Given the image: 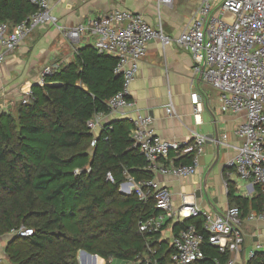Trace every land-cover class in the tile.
Masks as SVG:
<instances>
[{
	"label": "trees",
	"instance_id": "obj_1",
	"mask_svg": "<svg viewBox=\"0 0 264 264\" xmlns=\"http://www.w3.org/2000/svg\"><path fill=\"white\" fill-rule=\"evenodd\" d=\"M36 12L30 0H0V21L11 29ZM116 65L115 57L91 45L81 48L72 62L46 76L43 86H32L31 100L20 104L16 116L0 114V236L22 226L34 231L27 238L13 236L6 251L12 264H79L80 251H85L82 264H102L99 257L126 262L144 254L147 244L160 255L171 253L168 242H158L159 234L139 229L140 221L158 214L154 201L120 192L129 177H155L134 147L133 123L112 120L91 149L95 136L88 121L106 112L123 88ZM170 159L192 163L191 156L171 153ZM226 180L229 205L243 218L261 209L260 187L246 197L235 181ZM189 225L201 228L202 218L174 224L173 233ZM205 254L198 264H225L231 258L209 244ZM247 264H264V253Z\"/></svg>",
	"mask_w": 264,
	"mask_h": 264
},
{
	"label": "built area",
	"instance_id": "obj_2",
	"mask_svg": "<svg viewBox=\"0 0 264 264\" xmlns=\"http://www.w3.org/2000/svg\"><path fill=\"white\" fill-rule=\"evenodd\" d=\"M30 1L37 12L14 29L0 21V66L35 30L58 24L57 18L51 13V0ZM175 6L176 0H157L158 21L155 25L141 13L117 8L85 24L69 29L63 26L61 29L73 42H80L83 36H88L91 45L99 53L117 59L115 73L123 77V88L108 101L107 111L94 115L88 121V128L95 136L91 149L97 144L98 133L111 126L113 117H131L134 147L148 160L147 169L155 176L142 181L129 177L121 185L120 192L126 196L135 194L143 203L154 201L158 214L140 221V232L159 234L158 242H168L172 251L169 255H160L157 247L147 244L144 254L134 260L123 261V264H198L205 259L207 244L220 253L231 254L225 264H237L246 241L245 220L264 222V200L261 209L252 211L246 218H243L238 207L213 213L203 211L196 203L185 199L181 205H176L172 192L156 176L181 179L197 174L200 158L206 152L209 139L197 132L193 133L190 142L163 139L153 127V118L137 110L136 103L130 98V90L152 41L160 40L163 49L175 44L189 51L194 62V74L200 75L202 81L218 93L221 112L245 115V121L236 129L241 145L237 147V156L229 162L228 167L245 182L243 194L246 197H253L257 187L261 188L264 195V0H199L189 22L180 35L173 38L165 32L162 14L164 8L174 10ZM57 68L56 65L46 67L38 84L43 86L45 77ZM31 98L32 90H29L24 95L23 103H29ZM191 102L195 122L200 125L204 103L198 93L191 95ZM133 111L138 113L132 116ZM166 111L171 117L176 115L172 103ZM226 138L225 135L221 144L230 147ZM171 153L182 157L191 156L192 163L175 164L170 159ZM109 180L114 182L111 175ZM198 217L202 218L201 228L189 225L173 233L174 224H183ZM9 234L27 238L34 231L22 226ZM259 253H264V244L257 243L243 264ZM99 258L103 264H114L115 261L112 258L109 261ZM80 262L82 264L81 258Z\"/></svg>",
	"mask_w": 264,
	"mask_h": 264
},
{
	"label": "crops",
	"instance_id": "obj_3",
	"mask_svg": "<svg viewBox=\"0 0 264 264\" xmlns=\"http://www.w3.org/2000/svg\"><path fill=\"white\" fill-rule=\"evenodd\" d=\"M154 1V13L134 11L143 14L155 25L158 20L157 2ZM198 1L176 0L174 10L163 9L162 20L168 36L176 38L180 35ZM50 6L51 13L58 20L57 26L48 25L35 30L0 66V114H13L25 91L39 82L46 67L65 66L74 60L79 49L91 45L88 36H83L80 42H73L61 27L73 28L112 10H108L112 8L111 3L96 6V0H51ZM127 8L133 10L132 7ZM193 67L189 51L175 44L163 49L160 40H154L149 44L140 73L131 86L130 98L140 113L153 118V127L163 139L190 142L194 132L208 137L197 174L181 179L158 175L156 179L169 188L176 205H181L185 199L196 203L203 211L222 213L230 207L226 179L235 181L239 193L243 194L236 179L238 177L228 164L237 156L241 141L236 129L246 117L244 114L222 113L218 93L204 83L200 75L194 74ZM193 93H198L204 103L200 125L194 119ZM170 103L176 110V115L172 117L166 111ZM137 113L133 111L131 115ZM116 119L131 121V117L122 115H116L111 121ZM225 135L230 147L221 144ZM244 232L246 241L237 264H243L257 243L264 244V222L245 220ZM12 239L10 234L0 236V264H12L6 253Z\"/></svg>",
	"mask_w": 264,
	"mask_h": 264
},
{
	"label": "rangeland",
	"instance_id": "obj_4",
	"mask_svg": "<svg viewBox=\"0 0 264 264\" xmlns=\"http://www.w3.org/2000/svg\"><path fill=\"white\" fill-rule=\"evenodd\" d=\"M154 2H157V0H155ZM105 3H108V4L111 3L112 4V8H108V10L109 9L113 10V9H117V8L132 7L133 10L142 11V13L143 12L145 13L148 11L154 13L153 0H96V6H101V5L103 6V5H105ZM155 13H156V11H155ZM156 16H157V13H156ZM27 91H29V90H26L25 93ZM25 93H24V95H25ZM23 99H24V97H22L20 104L23 103ZM20 104L17 105L15 111L13 112V114L15 116L17 114L18 108L20 107ZM236 179L238 180V184L242 189L241 192L243 193L244 192L243 186L245 185V182L239 178H236ZM80 258H81V251L78 254L79 264H81ZM114 264H123V261L115 260Z\"/></svg>",
	"mask_w": 264,
	"mask_h": 264
},
{
	"label": "water",
	"instance_id": "obj_5",
	"mask_svg": "<svg viewBox=\"0 0 264 264\" xmlns=\"http://www.w3.org/2000/svg\"><path fill=\"white\" fill-rule=\"evenodd\" d=\"M35 85H39L38 83H36ZM101 135V132L99 133V135L97 136V139H98V137ZM212 138V137H211ZM217 141H220V138L219 137H217ZM19 238H21V237H19ZM83 252H85V251H81V253H83Z\"/></svg>",
	"mask_w": 264,
	"mask_h": 264
}]
</instances>
